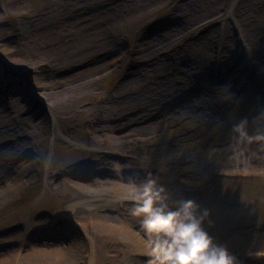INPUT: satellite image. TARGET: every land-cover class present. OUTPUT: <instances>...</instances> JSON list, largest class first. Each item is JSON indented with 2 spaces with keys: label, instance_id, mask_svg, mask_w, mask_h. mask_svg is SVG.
<instances>
[{
  "label": "rangeland",
  "instance_id": "rangeland-1",
  "mask_svg": "<svg viewBox=\"0 0 264 264\" xmlns=\"http://www.w3.org/2000/svg\"><path fill=\"white\" fill-rule=\"evenodd\" d=\"M0 41V264H148L130 209L149 174L207 209L237 264H264V0H0ZM16 56L83 95L49 111Z\"/></svg>",
  "mask_w": 264,
  "mask_h": 264
},
{
  "label": "clouds",
  "instance_id": "clouds-1",
  "mask_svg": "<svg viewBox=\"0 0 264 264\" xmlns=\"http://www.w3.org/2000/svg\"><path fill=\"white\" fill-rule=\"evenodd\" d=\"M242 121L235 129L244 134ZM135 188L130 214L147 237L148 264H237L227 247L203 226L207 209L190 198L174 199L159 177L149 174Z\"/></svg>",
  "mask_w": 264,
  "mask_h": 264
},
{
  "label": "bare ground",
  "instance_id": "bare-ground-1",
  "mask_svg": "<svg viewBox=\"0 0 264 264\" xmlns=\"http://www.w3.org/2000/svg\"><path fill=\"white\" fill-rule=\"evenodd\" d=\"M188 22V19L187 18H185V20H184V24H185V22ZM181 25H183V24H181ZM184 26H186V24L184 25ZM36 27V26H35ZM34 26H32L31 25V27L30 26H28V28L27 29H25V34H30V32H32V34H35V33H37V34H39L40 36L41 35H43L42 33H40L39 31H38V29H36ZM185 28V27H184ZM24 30V28L22 29V31ZM22 31H21V33H22ZM46 33L48 32H51L50 31V29H48L47 31H45ZM21 33H19L20 35H21ZM26 36H28V35H26ZM1 42V41H0ZM4 52H5V54H8L7 53V51L6 50H4ZM66 54L65 53H62V51H55V50H49V51H47V52H45L44 54H42V56H44V57H48L47 58V60L48 59H50L51 61V66L53 67V68H56V67H60L62 64H65V62L68 60V61H70V59H69V57H67V56H65ZM255 59V58H254ZM10 60V62L11 63H13V65H12V67L14 68V69H16L17 71H19V73H21V71H23L24 69L25 70H28V72H30L31 73V75H28V77H30L32 80H33V84H34V86L36 87L35 88V94H36V96H38L42 101H43V103H44V106L49 110V111H51V112H61L63 109H71L70 108V106H72V101H74L76 98H78V97H80V95H83V93H82V90H80V88H79V86H77V85H75L73 82H71V83H69V84H61L60 86H59V88H53V87H51L50 85L48 86V85H46L43 81H40V80H42V76H41V74L40 73H38V74H36V71L38 70V68H41V67H43L46 63H45V61L44 60H41V61H36V60H33V59H31V58H29V57H26V56H16V57H14V59L13 58H11V59H9ZM256 60V59H255ZM196 63L198 64V65H200L199 64V61H197L196 60ZM252 64H254V65H256L257 63H252ZM41 66V67H40ZM46 66V65H45ZM221 66H223V64H221ZM220 66V70L222 69V67ZM195 67V66H194ZM196 68V67H195ZM195 71V70H194ZM34 74H36V75H34ZM234 78H235V74H234ZM235 82H233L232 83V85L234 84ZM38 87V88H37ZM39 90V92L37 91V90ZM83 89V88H82ZM80 90V91H79ZM80 93H79V92ZM6 93H7V91H6ZM22 94V97H23V99H25V100H29L30 101V96L28 95V93L27 92H24V91H22L21 92ZM130 100V106H134V105H136L134 102H135V100L134 99H129ZM41 101V102H42ZM139 101V100H138ZM0 102H2V101H0ZM147 102H150V104L153 102V101H151L149 98H147ZM73 107V106H72ZM99 107V106H98ZM98 108H96V110H97ZM117 109H119V106H117ZM136 110H138V108H135ZM88 110H90L91 112L93 111V110H95V107H93L92 105L91 106H89V109ZM100 111H98V113L96 114V117H97V119H98V121L100 122V123H104V122H107L108 121V119H110V117H111V115L110 114H104V111L102 112V114L101 113H99ZM5 113V112H4ZM110 115V116H109ZM140 115V114H139ZM3 117H6V115H2ZM123 120V119H128L127 121H128V124H130V126H131V124H133L134 122L133 121H135V119H133V118H129V117H127V118H125V116L123 115V114H120V113H117L116 115H115V117H114V120H116V121H120V120ZM133 122V123H132ZM142 129H144V128H140L139 130H132L131 132L133 133L132 135H137V133H139ZM130 132V133H131ZM245 136H246V139L248 138V139H251V140H249V141H251V142H255L254 140L255 139H253L252 140V138H254V135L252 134H249L248 132H246L245 133ZM252 137V138H251ZM100 140V139H99ZM101 140H103V139H101ZM22 143H23V141L22 142H17L15 145H20V147H18V148H23V149H25L26 147H27V143L26 144H24V145H22ZM114 142H107L105 145H110V146H114V144H113ZM111 149H113V148H111ZM16 167V166H15ZM17 169H19V171H20V165H19V167H16ZM2 191H3V189H2ZM97 222L98 223H100V224H102L103 226H106V225H108L107 224V222H108V220H107V218L106 217H100V216H98V219H97ZM107 227H110L109 229H111V227H113L112 225H108ZM123 228V227H122ZM121 228V230L122 231H124V232H126L127 233V231L125 230V229H122ZM115 230V227H114V229H113V231ZM127 236H128V233H127ZM126 236V237H127ZM55 255H56V257H57V262L59 263V264H72L73 262H72V258L70 257V256H68L69 254L67 253V251H64V250H56L55 251ZM136 264V263H135Z\"/></svg>",
  "mask_w": 264,
  "mask_h": 264
}]
</instances>
